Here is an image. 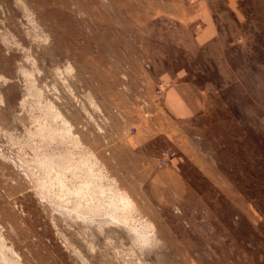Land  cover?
Returning a JSON list of instances; mask_svg holds the SVG:
<instances>
[{
    "label": "rangeland",
    "instance_id": "rangeland-1",
    "mask_svg": "<svg viewBox=\"0 0 264 264\" xmlns=\"http://www.w3.org/2000/svg\"><path fill=\"white\" fill-rule=\"evenodd\" d=\"M168 150L167 195L149 175ZM0 248L264 264V0H0Z\"/></svg>",
    "mask_w": 264,
    "mask_h": 264
},
{
    "label": "crops",
    "instance_id": "crops-1",
    "mask_svg": "<svg viewBox=\"0 0 264 264\" xmlns=\"http://www.w3.org/2000/svg\"><path fill=\"white\" fill-rule=\"evenodd\" d=\"M173 95H175V97L177 98V102L174 107L175 110L177 109L178 112H181V113L187 111L189 112L188 116H191V117L198 115L200 113V109L202 108V100L200 99L199 96H196L195 92L189 89L187 86H184V85L180 87L175 86V88H173ZM180 118L181 117H179V119ZM158 162H159V167L163 169L164 171H161L160 169L157 170L158 163L153 165L150 168L151 169V173L149 175L151 178L150 181H151L153 188L154 186L162 187L163 189L166 190L164 194L168 195L170 192H175V189H173L175 187L173 186L177 184L178 182L177 179H180L179 177H181V175L172 171L170 167L169 168L161 167L160 159ZM169 173L172 174L171 181L165 182V175H169ZM173 199L174 198H172V200ZM168 201H169V198H168Z\"/></svg>",
    "mask_w": 264,
    "mask_h": 264
},
{
    "label": "built area",
    "instance_id": "built-area-1",
    "mask_svg": "<svg viewBox=\"0 0 264 264\" xmlns=\"http://www.w3.org/2000/svg\"><path fill=\"white\" fill-rule=\"evenodd\" d=\"M176 152L175 151H164L161 153L160 159V166L161 167H168L173 159H176Z\"/></svg>",
    "mask_w": 264,
    "mask_h": 264
},
{
    "label": "bare ground",
    "instance_id": "bare-ground-1",
    "mask_svg": "<svg viewBox=\"0 0 264 264\" xmlns=\"http://www.w3.org/2000/svg\"><path fill=\"white\" fill-rule=\"evenodd\" d=\"M48 109V108H47ZM47 112H50V111H47ZM48 114V113H47ZM50 115V114H49ZM51 127H52V125H51ZM53 128V127H52ZM54 129V128H53ZM124 197V196H123ZM122 200H124V199H122ZM115 201V200H114ZM112 203V202H111ZM128 203V202H127ZM113 204V203H112ZM112 204H108V205H112ZM118 204V203H117ZM125 205V204H124ZM114 206V205H113ZM116 206V205H115ZM117 208H119V207H117ZM117 208H116V210H117ZM106 209V208H105ZM114 210V209H113ZM111 212V211H110ZM116 212V211H115ZM107 214V213H106ZM110 214V218H114V219H118L116 216H115V214L113 213V211L111 212V213H109ZM102 217V216H101ZM105 217V216H104ZM107 218V217H106ZM103 219V218H102ZM108 219V218H107ZM107 222V221H106ZM146 230V229H145ZM133 231L134 232H136V233H138V235L140 234V235H142L143 236V233H141L140 231H138L136 228L135 229H133ZM145 233V232H144ZM149 237V236H148ZM144 238V237H143ZM147 238V237H146ZM145 238V239H146ZM148 240L147 241H149V238H147ZM5 241V240H4ZM142 241H144V240H142ZM146 241V240H145ZM2 244V243H1ZM6 244V243H5ZM144 244V243H143ZM2 247V246H1ZM4 247V246H3ZM1 249V248H0ZM3 249V248H2ZM4 249H6L7 250V247H4ZM6 250H4V251H6ZM9 250V249H8ZM7 250V251H8ZM3 251V250H2ZM11 251V249L9 250V252ZM9 252H8V254H9ZM1 253V252H0ZM7 253V252H6ZM3 254V253H2ZM1 255V254H0ZM4 255H5V253H4ZM2 256V255H1ZM6 256V255H5ZM9 256V255H8ZM7 257V256H6ZM4 259V258H3ZM13 261V260H12ZM2 262H4L3 264H9V262L8 261H2ZM16 264H17V262H16Z\"/></svg>",
    "mask_w": 264,
    "mask_h": 264
}]
</instances>
